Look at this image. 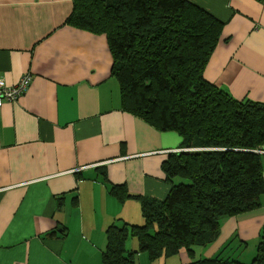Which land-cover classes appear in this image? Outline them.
<instances>
[{"label":"crops","instance_id":"1","mask_svg":"<svg viewBox=\"0 0 264 264\" xmlns=\"http://www.w3.org/2000/svg\"><path fill=\"white\" fill-rule=\"evenodd\" d=\"M186 1L223 24L205 80L264 104V0ZM72 5L0 0V79L31 77L23 96L0 107V264H103L106 229L143 223L140 202L119 201L111 187L162 201L171 187L162 164L183 151L177 133L124 109L107 39L68 25ZM262 228L264 195L252 211L223 219L194 259L249 264ZM135 240L127 251L138 250Z\"/></svg>","mask_w":264,"mask_h":264},{"label":"trees","instance_id":"2","mask_svg":"<svg viewBox=\"0 0 264 264\" xmlns=\"http://www.w3.org/2000/svg\"><path fill=\"white\" fill-rule=\"evenodd\" d=\"M66 23L104 35L123 107L162 132L181 138L182 152L162 164L171 187L162 201L127 194L140 202L141 225L106 229L103 264H134L185 252L188 264H243L221 257L194 259L219 235L223 219L252 211L264 195V104L236 100L203 76L223 24L186 0H72ZM134 238L136 252L126 243ZM264 264V228L254 258Z\"/></svg>","mask_w":264,"mask_h":264},{"label":"built area","instance_id":"3","mask_svg":"<svg viewBox=\"0 0 264 264\" xmlns=\"http://www.w3.org/2000/svg\"><path fill=\"white\" fill-rule=\"evenodd\" d=\"M31 77L29 75L23 76L15 85H8L0 79V107L3 102H15L24 95L29 84ZM259 155H264V150L256 151Z\"/></svg>","mask_w":264,"mask_h":264},{"label":"rangeland","instance_id":"4","mask_svg":"<svg viewBox=\"0 0 264 264\" xmlns=\"http://www.w3.org/2000/svg\"><path fill=\"white\" fill-rule=\"evenodd\" d=\"M135 240V239H134ZM135 242H137L135 240ZM130 244V243H129ZM127 247H129L127 245ZM138 248V246H137ZM180 253L173 257L165 258L164 256L159 257L158 259L152 260L148 253L146 252H139L134 255V264H179L178 258H180Z\"/></svg>","mask_w":264,"mask_h":264}]
</instances>
